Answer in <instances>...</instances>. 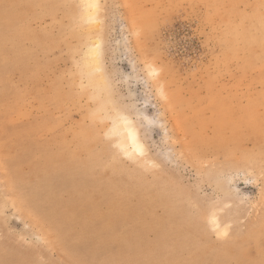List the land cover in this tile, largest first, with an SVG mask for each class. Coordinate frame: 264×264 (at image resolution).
I'll use <instances>...</instances> for the list:
<instances>
[{"label": "rangeland", "instance_id": "obj_1", "mask_svg": "<svg viewBox=\"0 0 264 264\" xmlns=\"http://www.w3.org/2000/svg\"><path fill=\"white\" fill-rule=\"evenodd\" d=\"M92 3L0 0V264H264V0Z\"/></svg>", "mask_w": 264, "mask_h": 264}, {"label": "bare ground", "instance_id": "obj_2", "mask_svg": "<svg viewBox=\"0 0 264 264\" xmlns=\"http://www.w3.org/2000/svg\"><path fill=\"white\" fill-rule=\"evenodd\" d=\"M87 1L89 3H91V0H87ZM97 2H98V0H94V3H92V7L95 10L98 9ZM122 119H120V120L122 121ZM118 124H116V125L118 126ZM120 124H121V127L120 126L119 127L121 128V131H122L121 133H123V137L121 138V140H122L121 141V143H122L121 147L126 148V146L128 145V146H130V150H131V151L129 150L130 152L143 153L145 148H144V145L142 144V142L140 141V138H139V135H138L136 128L133 126V122L130 119H128V117H126L123 119L122 122H120ZM116 128H118V127H116ZM213 222H215V224H216L215 226L218 225L216 218H215V221L213 220ZM224 232H226V231H224Z\"/></svg>", "mask_w": 264, "mask_h": 264}]
</instances>
